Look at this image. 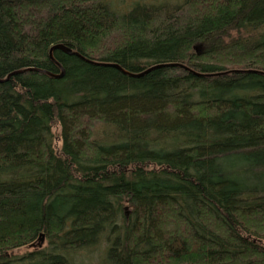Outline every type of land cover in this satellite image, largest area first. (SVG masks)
<instances>
[{"label":"trees","instance_id":"16d2710c","mask_svg":"<svg viewBox=\"0 0 264 264\" xmlns=\"http://www.w3.org/2000/svg\"><path fill=\"white\" fill-rule=\"evenodd\" d=\"M22 70L0 264H264V0H0Z\"/></svg>","mask_w":264,"mask_h":264},{"label":"water","instance_id":"95a60500","mask_svg":"<svg viewBox=\"0 0 264 264\" xmlns=\"http://www.w3.org/2000/svg\"><path fill=\"white\" fill-rule=\"evenodd\" d=\"M195 49L197 50V48H195ZM55 51H62V52L65 53L66 55H69V56H77V57H79V58H82L78 53H75V52L72 51L71 49L66 48V47H64V46H62V45H57V46H54L53 48H51V50H50V59H51L53 62H55L54 57H53V53H54ZM57 64H58V63H57ZM58 65H59V64H58ZM105 66L115 68V69L121 71L123 74L128 75V76H130V77H132V78H141V77H143V76H145V75L151 73V72L154 71V70L161 69V68H165V67H172V66L176 67V66H179V67H182V68H186V67H183L182 65H157V66H154V67H152V68H150V69H148V70H146V71H144V72H142V73H140V74L134 75V74H130L129 72L125 71V70L122 69L119 65H111V64H109V65H105ZM59 67H60V66H59ZM60 69H61V74H60L59 76H52L51 74H48V73H46V74L49 75L50 77L55 78V79H61V78L64 77V75H65V71H64V69H63L62 67H60ZM186 70H187V69H186ZM26 71H29V70H22V71L14 72V73H12L11 75H9L5 80H0V83L6 82V81H8V79H9L10 77H12V76H16V75H19V74H22V73H24V72H26Z\"/></svg>","mask_w":264,"mask_h":264},{"label":"rangeland","instance_id":"374dc122","mask_svg":"<svg viewBox=\"0 0 264 264\" xmlns=\"http://www.w3.org/2000/svg\"><path fill=\"white\" fill-rule=\"evenodd\" d=\"M196 48H197V47H196ZM195 51L198 52V51H199L198 48H197V50L195 49ZM32 250H34V249H32ZM28 251H31V250L24 249V250L21 252V254H24V253H26V252H28Z\"/></svg>","mask_w":264,"mask_h":264},{"label":"bare ground","instance_id":"6f19581e","mask_svg":"<svg viewBox=\"0 0 264 264\" xmlns=\"http://www.w3.org/2000/svg\"><path fill=\"white\" fill-rule=\"evenodd\" d=\"M62 46H64V45H62ZM64 47H66V46H64ZM67 48V47H66Z\"/></svg>","mask_w":264,"mask_h":264}]
</instances>
